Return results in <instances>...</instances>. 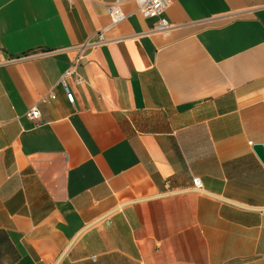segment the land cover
I'll use <instances>...</instances> for the list:
<instances>
[{"label": "crops", "instance_id": "0c3cea01", "mask_svg": "<svg viewBox=\"0 0 264 264\" xmlns=\"http://www.w3.org/2000/svg\"><path fill=\"white\" fill-rule=\"evenodd\" d=\"M112 1L0 0V264H264V0Z\"/></svg>", "mask_w": 264, "mask_h": 264}, {"label": "built area", "instance_id": "2783aa9c", "mask_svg": "<svg viewBox=\"0 0 264 264\" xmlns=\"http://www.w3.org/2000/svg\"><path fill=\"white\" fill-rule=\"evenodd\" d=\"M124 1L125 0H114L110 2L107 6V13L111 18L112 26L121 23L128 17V14H126V12L123 9ZM136 3H137V12L139 14H141L144 18L155 20L152 28L150 29V33L157 32V33L169 35L171 30L173 29V25L166 17V11L170 5V0H136ZM104 31L105 29L77 46L79 50L78 56L75 58L71 66L64 72V74L61 77L60 82L64 87L67 100L72 104L75 103L76 97L74 92L71 90L70 86L68 85V78L74 77L76 83L78 84H81L83 82V79L77 73L76 68L78 64L81 62V60L85 58L86 52L88 50H91L97 46H100L108 42V40L105 37ZM55 99H56V95L50 94L45 98H43V102L49 103L50 101ZM41 116H42L41 111L38 108V106H33L27 112L28 119L32 121L39 120ZM250 144L252 145V142H250ZM192 182H193V187L198 192L201 193L205 192L204 184L200 177L198 176L194 177Z\"/></svg>", "mask_w": 264, "mask_h": 264}, {"label": "water", "instance_id": "95a60500", "mask_svg": "<svg viewBox=\"0 0 264 264\" xmlns=\"http://www.w3.org/2000/svg\"><path fill=\"white\" fill-rule=\"evenodd\" d=\"M253 148L262 163L264 164V144H255Z\"/></svg>", "mask_w": 264, "mask_h": 264}]
</instances>
